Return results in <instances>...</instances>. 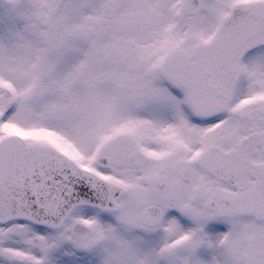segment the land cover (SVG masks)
<instances>
[{
	"label": "snow or ice",
	"instance_id": "1",
	"mask_svg": "<svg viewBox=\"0 0 264 264\" xmlns=\"http://www.w3.org/2000/svg\"><path fill=\"white\" fill-rule=\"evenodd\" d=\"M0 264H264V0H0Z\"/></svg>",
	"mask_w": 264,
	"mask_h": 264
}]
</instances>
